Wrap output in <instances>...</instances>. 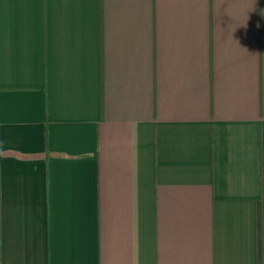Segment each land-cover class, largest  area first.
I'll return each instance as SVG.
<instances>
[{
    "label": "crops",
    "instance_id": "1",
    "mask_svg": "<svg viewBox=\"0 0 264 264\" xmlns=\"http://www.w3.org/2000/svg\"><path fill=\"white\" fill-rule=\"evenodd\" d=\"M0 264H264V0H0Z\"/></svg>",
    "mask_w": 264,
    "mask_h": 264
}]
</instances>
